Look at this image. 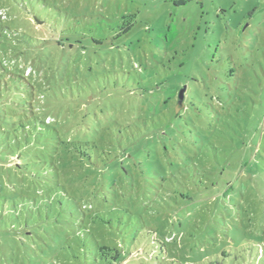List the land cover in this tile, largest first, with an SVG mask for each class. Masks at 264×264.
<instances>
[{
  "label": "rangeland",
  "instance_id": "374dc122",
  "mask_svg": "<svg viewBox=\"0 0 264 264\" xmlns=\"http://www.w3.org/2000/svg\"><path fill=\"white\" fill-rule=\"evenodd\" d=\"M0 11V264H264V0Z\"/></svg>",
  "mask_w": 264,
  "mask_h": 264
},
{
  "label": "trees",
  "instance_id": "16d2710c",
  "mask_svg": "<svg viewBox=\"0 0 264 264\" xmlns=\"http://www.w3.org/2000/svg\"><path fill=\"white\" fill-rule=\"evenodd\" d=\"M0 13H1V11H0ZM0 17H1V15H0ZM29 29H32V27H30ZM19 42L20 41L13 39V43H12V46L11 47H12V49H15L17 47L18 50H16V51H19L20 52L19 47L21 48V46H23V45L20 44ZM34 54H35V51L31 47H29L28 48V55H29L28 62L31 63L32 66L34 65V63L32 62V59H34L33 58ZM17 66H19V63L15 60V65L13 66V68H16ZM20 66H21V64H20ZM33 72H34V70L31 69V71H30L29 74L32 76L33 75ZM35 83H32V84L29 83L27 85V87H29V89H30V96H31V101H32V103H31L32 104L31 109L34 110V111H35V108H38V109L40 108L39 107V104H41L40 101L44 99L43 98L44 95L42 93V90L36 88L37 82H35ZM37 101H38V103H37ZM31 113L34 116V112L32 111ZM38 121H40L42 124L45 123L44 120L43 119H40V118H39ZM58 141H59L58 143L60 145H65V147L70 150V148H69V141H67V142L65 140H58Z\"/></svg>",
  "mask_w": 264,
  "mask_h": 264
},
{
  "label": "water",
  "instance_id": "95a60500",
  "mask_svg": "<svg viewBox=\"0 0 264 264\" xmlns=\"http://www.w3.org/2000/svg\"><path fill=\"white\" fill-rule=\"evenodd\" d=\"M183 99H184V91H182V92L180 93V96H179V105H182V103H183Z\"/></svg>",
  "mask_w": 264,
  "mask_h": 264
}]
</instances>
